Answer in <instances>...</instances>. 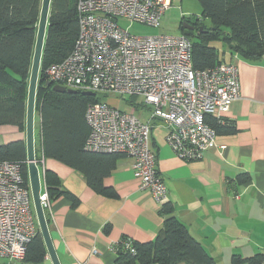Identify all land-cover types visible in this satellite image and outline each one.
I'll use <instances>...</instances> for the list:
<instances>
[{
	"label": "built area",
	"instance_id": "2783aa9c",
	"mask_svg": "<svg viewBox=\"0 0 264 264\" xmlns=\"http://www.w3.org/2000/svg\"><path fill=\"white\" fill-rule=\"evenodd\" d=\"M171 5V0H78V33L72 50L42 71L47 81L67 89L138 97L149 107L143 120L133 110L104 100L87 103L84 149L132 158L138 188L160 205L167 203L168 193L150 144L152 121L165 125L164 139L178 158L198 160L209 149L226 148L206 118L222 119L240 98L234 62L194 69L189 36H138L118 23L124 19L156 27ZM42 162V155L35 156L38 167ZM23 168L22 162L0 160V264H22L39 228ZM40 204L44 214L51 209L45 188Z\"/></svg>",
	"mask_w": 264,
	"mask_h": 264
},
{
	"label": "crops",
	"instance_id": "0c3cea01",
	"mask_svg": "<svg viewBox=\"0 0 264 264\" xmlns=\"http://www.w3.org/2000/svg\"><path fill=\"white\" fill-rule=\"evenodd\" d=\"M223 57L237 65L240 82V98L221 119L231 120L234 130L217 133L218 143L226 148L209 149L198 160H181L166 143L165 125L158 120L151 123L150 144L173 214L216 264H264V56L256 61L237 54L229 60ZM137 104L133 107L138 116L146 120L142 114H148L149 107ZM24 137L16 126L0 125V144ZM40 142L39 132V157ZM38 170L41 189L42 173L49 170L77 200L74 204L60 195L46 212L60 264H115L113 248L121 237L150 241L162 227V205L138 188L132 158L126 155H118L114 168L102 178L103 192L56 159L43 158ZM242 174L249 176L248 183L236 180ZM256 255L261 257L258 263L233 262Z\"/></svg>",
	"mask_w": 264,
	"mask_h": 264
},
{
	"label": "trees",
	"instance_id": "16d2710c",
	"mask_svg": "<svg viewBox=\"0 0 264 264\" xmlns=\"http://www.w3.org/2000/svg\"><path fill=\"white\" fill-rule=\"evenodd\" d=\"M42 0H0V125H14L25 132V117L29 74L36 39ZM202 16L211 25L205 26L199 18L184 19L194 24L195 32L187 35L192 41L194 69L212 67L225 61L213 45L218 41L230 55L256 61L264 56V0H198ZM78 0H51L44 44L40 60L39 80L36 88L35 111L40 117V153L43 158L56 159L81 172L86 182L97 192H103L102 178L114 168L117 153L89 152L84 149L88 134L85 108L89 102H98V94L83 95L61 93L52 89L54 82L47 81L42 65L64 59L72 50L78 33ZM172 3V0H171ZM172 6V5H171ZM181 21V23H182ZM180 23L181 34L183 28ZM201 26V28H199ZM186 35V34H185ZM191 37H195L192 40ZM107 95V94H102ZM208 116L206 122L216 132H231V120ZM35 149V156L38 158ZM0 160L23 163V177L27 182L26 146L23 139L0 144ZM42 182L51 200L60 195L76 198L62 189L59 178L44 170ZM236 180L246 184L249 176L242 174ZM162 227L155 238L140 242L123 236L115 245V264H216L203 246L188 232L185 225L173 214L169 203H164ZM49 225L50 219L45 214ZM47 251L39 228L27 245L22 264H42ZM259 255L233 262L258 263Z\"/></svg>",
	"mask_w": 264,
	"mask_h": 264
},
{
	"label": "water",
	"instance_id": "95a60500",
	"mask_svg": "<svg viewBox=\"0 0 264 264\" xmlns=\"http://www.w3.org/2000/svg\"><path fill=\"white\" fill-rule=\"evenodd\" d=\"M51 0H42L40 7V15L38 20L36 39L32 57V64L29 74L28 90H27V103H26V117H25V146H26V159H27V173L28 181L30 185L33 206L38 222L39 231L44 240L48 257L52 264H60L56 252L53 247V243L49 233V227L46 222L44 211L40 204V191L41 182L39 176L38 166L35 163V149H34V114H35V96L36 88L39 80L40 72V60L44 44V37L47 25V19L49 14ZM183 33L186 35H192L194 28L186 22H182ZM201 28V26L199 27ZM46 85H50L49 81L45 82ZM52 89L61 93L75 94L77 91L67 89L62 85L54 84ZM83 95L95 96L94 92L81 91Z\"/></svg>",
	"mask_w": 264,
	"mask_h": 264
},
{
	"label": "rangeland",
	"instance_id": "374dc122",
	"mask_svg": "<svg viewBox=\"0 0 264 264\" xmlns=\"http://www.w3.org/2000/svg\"><path fill=\"white\" fill-rule=\"evenodd\" d=\"M182 17L184 19L189 18H199L201 22L205 26H210L211 22L207 17L202 16L201 6L198 0H172V6L165 10L164 15L160 19L158 26H151L147 24L137 23V22H129L124 19H119L118 23L119 25L129 31L133 35L138 36H147V35H180L181 34V28L180 23L182 21ZM183 22V21H182ZM186 22V21H184ZM192 40H195V37H191ZM214 46H216L221 53L224 51V54L226 60H229V51L227 49V46L224 44L216 41L213 43ZM52 64V63H51ZM50 64L42 65L43 68H46ZM41 66V65H40ZM98 97L101 100H104L108 104L118 107V108H126V109H134V113L138 116H140V112L138 111V108H134L133 106H137L138 102L141 104L142 101L140 98H133V97H120L118 95L109 94V95H102L98 94ZM132 105V106H131ZM149 110V109H148ZM148 116L147 112L142 114V117ZM39 125H40V117L38 115V112L35 111L34 114V146L36 147L38 144V136H39ZM212 127V126H211ZM216 131V130H215ZM217 133V132H216ZM25 138V137H24ZM34 147V148H35ZM118 154V153H117ZM122 155V154H121ZM124 155V154H123ZM35 212V210H34ZM36 215V214H35ZM47 255V254H46ZM42 264H52L49 259H46L43 261Z\"/></svg>",
	"mask_w": 264,
	"mask_h": 264
},
{
	"label": "flooded vegetation",
	"instance_id": "af4514ba",
	"mask_svg": "<svg viewBox=\"0 0 264 264\" xmlns=\"http://www.w3.org/2000/svg\"><path fill=\"white\" fill-rule=\"evenodd\" d=\"M183 22H184V21H183ZM186 23H188L189 25H191V26L194 28V32H195V27H196V26H195L194 24H192V23L187 22V21H186Z\"/></svg>",
	"mask_w": 264,
	"mask_h": 264
}]
</instances>
